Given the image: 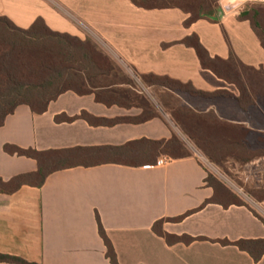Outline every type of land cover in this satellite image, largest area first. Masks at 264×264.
I'll return each mask as SVG.
<instances>
[{"label":"crops","instance_id":"crops-1","mask_svg":"<svg viewBox=\"0 0 264 264\" xmlns=\"http://www.w3.org/2000/svg\"><path fill=\"white\" fill-rule=\"evenodd\" d=\"M230 1L218 0L214 16L186 26L190 15L180 8L146 9L131 0H0V14L20 27L41 17L53 30L95 41L127 76L126 69H131L143 86L127 81L94 86L119 93L130 106L107 105L94 92L74 91L61 94L41 114L19 105L0 127V177L9 181L38 168L36 159L7 152V144L50 150L182 136L169 102L187 101L147 84L145 74L237 94L234 84L203 68L195 49L183 42L195 33L213 57L235 55L247 65L264 66V47L250 22L238 12L224 13L222 5ZM144 106H155L157 115L143 123L92 125L81 117L83 112L107 119L133 117ZM59 115L74 119L58 122ZM206 178L207 167L194 154L165 165L105 163L53 172L40 187L0 192V253L39 264H112L100 220L119 264H264V256L255 260L238 246L221 242L264 238V202L252 207L225 208L213 202L203 206L214 194ZM159 221L168 233L203 239L169 244L153 228Z\"/></svg>","mask_w":264,"mask_h":264},{"label":"trees","instance_id":"trees-1","mask_svg":"<svg viewBox=\"0 0 264 264\" xmlns=\"http://www.w3.org/2000/svg\"><path fill=\"white\" fill-rule=\"evenodd\" d=\"M137 6L154 8H180L190 16L185 21L190 26L201 18H210L216 14L219 7L218 0H131ZM239 17L248 20L264 47V2H249L242 6ZM189 47H193L203 68L212 71L219 78L234 84L239 95L228 90L204 91L196 89L191 82H183L168 75L145 74L142 79L151 86H158L181 95L183 98H201L206 100L233 99L239 108L247 112L258 102L264 106V66L255 67L243 63L237 56L229 58L212 56L201 43L197 34L183 39ZM117 65L99 45L91 39H81L68 33L51 29L45 20L37 18L29 27L23 28L15 24L6 15L0 14V127L6 118L22 104L28 105L35 113L47 111L49 104L67 91H74L80 95L94 92L99 102L107 105L118 104L130 106L115 91L94 89L89 82L108 73L114 72ZM188 103V102H186ZM173 120L179 125L189 138L195 141L211 159L218 151L219 144L228 143L231 149H239L250 159L264 153V148H258L251 154L248 139L251 129L244 124H235L222 119L214 109L208 111L191 107H171ZM157 112L151 107L133 117H117L114 119L98 118L83 112L81 117L92 125H114L119 122L143 123L155 117ZM74 117L59 115L58 122H71ZM224 133L229 139L221 140L217 133ZM254 143L260 141L257 134ZM259 146V145H258ZM228 148V149H230ZM5 150L11 154L31 157L37 160L38 168L33 172L14 176L9 181L0 177V192L14 193L23 185L40 187L53 172L77 167L96 166L105 163H117L128 166L154 165L160 156L183 158L190 156L185 152L184 144L173 136L167 140L141 138L129 141L123 145L76 146L62 149L37 150L21 148L7 144ZM235 150L231 151L234 152ZM254 150V149H252ZM182 151V152H181ZM221 153H228L220 149ZM242 157V156H241ZM211 179V180H210ZM213 187L214 194L207 203L213 202L228 208L232 205H246L233 195L231 201L219 199L218 192L223 190L231 195L227 187L214 177L206 178ZM190 212L175 218L182 220ZM155 232L164 237L169 244L184 242L190 244L203 237H193L187 234L175 235L163 230L162 221L155 223ZM100 234L107 246V256L112 264H119L117 254L108 238L100 220ZM223 244H233L241 250L247 251L255 260L264 256V238L239 239L231 242L221 241ZM0 261L14 264H39L23 257L1 254Z\"/></svg>","mask_w":264,"mask_h":264},{"label":"rangeland","instance_id":"rangeland-1","mask_svg":"<svg viewBox=\"0 0 264 264\" xmlns=\"http://www.w3.org/2000/svg\"><path fill=\"white\" fill-rule=\"evenodd\" d=\"M211 1L214 2L216 0ZM249 2L264 1L247 0L245 4ZM126 70V73H128L129 76L122 72L117 66V69L114 72L93 79L89 82V85H108L127 81L133 83L134 86L137 85L141 87V89H143L141 80H137L131 69ZM155 87L156 89L159 88L158 86ZM235 89L237 94H233L239 95V90L237 89V87ZM185 101H187L188 103L182 102L180 104L174 105L173 103L169 102V104L173 108L182 106L184 108L191 109V107H193L194 109L204 111L214 109L222 117L223 120L235 124L241 123L244 124L247 128L251 129V132L253 133H251L252 135H250L248 141L249 143H251L250 147L252 155L256 153L255 151H257L258 148H264V106L260 102H258L255 107H250L247 112H244L239 108L238 104L233 99L212 101L201 98L187 97ZM145 107L148 108V106H144V108ZM151 108L155 110V106ZM181 130L183 131L182 128ZM257 134H259L260 136V141L258 143H254V138H257ZM217 137H221V140L223 139L224 141H227L229 139L224 133L220 132L217 133ZM177 138L184 144L185 152H188L190 155H197L200 160L206 165L207 177H214L222 184H224L231 193V195H229L223 190H219L217 196L219 199H222L224 201H231L235 197L237 200L250 207L257 206L259 203L264 202V153H262L260 156L257 155L250 159H244L243 157L248 156L247 154H243V152H241V150L239 149H231L230 144L225 142V144L221 143L219 144V146H214V148H220L217 152H214V159H211L202 149H200L196 145L194 140L188 137V135L184 131L183 135L178 136ZM221 148L228 153H221ZM233 150L235 151L231 152Z\"/></svg>","mask_w":264,"mask_h":264},{"label":"built area","instance_id":"built-area-1","mask_svg":"<svg viewBox=\"0 0 264 264\" xmlns=\"http://www.w3.org/2000/svg\"><path fill=\"white\" fill-rule=\"evenodd\" d=\"M247 0H233L227 3H224L222 5V9L224 11V13H231V12H240L242 6L245 5V2ZM264 1V0H263ZM172 160V158L170 157H166V156H162L158 159L157 164L159 165H165L168 162H170Z\"/></svg>","mask_w":264,"mask_h":264}]
</instances>
